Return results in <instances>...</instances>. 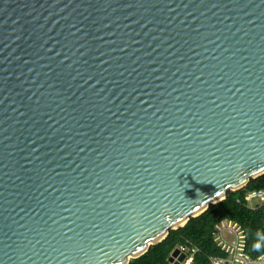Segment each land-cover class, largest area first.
Segmentation results:
<instances>
[{"label":"water","instance_id":"obj_1","mask_svg":"<svg viewBox=\"0 0 264 264\" xmlns=\"http://www.w3.org/2000/svg\"><path fill=\"white\" fill-rule=\"evenodd\" d=\"M263 172L264 0H0V264H126Z\"/></svg>","mask_w":264,"mask_h":264},{"label":"trees","instance_id":"obj_2","mask_svg":"<svg viewBox=\"0 0 264 264\" xmlns=\"http://www.w3.org/2000/svg\"><path fill=\"white\" fill-rule=\"evenodd\" d=\"M264 185V172L249 178L240 188L227 190L225 196L210 203L201 213L189 217L180 227L169 229L157 243L151 244L140 255L130 258L126 264H173L168 260L172 249L184 245L185 251L195 246L190 264H212L211 256H223V252L211 240L212 224L220 218H232L238 221L244 230L246 248L251 256L264 250V202L248 207L243 194L248 189L261 188ZM238 199V200H236Z\"/></svg>","mask_w":264,"mask_h":264},{"label":"built area","instance_id":"obj_3","mask_svg":"<svg viewBox=\"0 0 264 264\" xmlns=\"http://www.w3.org/2000/svg\"><path fill=\"white\" fill-rule=\"evenodd\" d=\"M242 199L251 208L264 202V185L261 188L248 189ZM210 235L214 245L224 253L223 256H211L212 264H264V250L255 256L248 253L244 230L238 221L220 218L212 224ZM177 249L184 253L180 263L190 264L195 246L189 247L188 252L185 251L184 245H179Z\"/></svg>","mask_w":264,"mask_h":264},{"label":"crops","instance_id":"obj_4","mask_svg":"<svg viewBox=\"0 0 264 264\" xmlns=\"http://www.w3.org/2000/svg\"><path fill=\"white\" fill-rule=\"evenodd\" d=\"M176 248H177V247H176ZM174 257H175V256H174ZM174 257H173V258H174ZM178 264H181V263H180V261H179V263H178Z\"/></svg>","mask_w":264,"mask_h":264}]
</instances>
